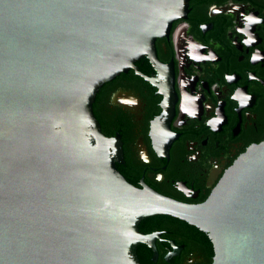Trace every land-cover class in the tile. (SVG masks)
<instances>
[{
	"label": "water",
	"instance_id": "obj_1",
	"mask_svg": "<svg viewBox=\"0 0 264 264\" xmlns=\"http://www.w3.org/2000/svg\"><path fill=\"white\" fill-rule=\"evenodd\" d=\"M188 1L0 0V264H140L156 215L204 233L211 264H264V141L187 205L130 184L93 113L105 83L156 61Z\"/></svg>",
	"mask_w": 264,
	"mask_h": 264
},
{
	"label": "flooded vegetation",
	"instance_id": "obj_2",
	"mask_svg": "<svg viewBox=\"0 0 264 264\" xmlns=\"http://www.w3.org/2000/svg\"><path fill=\"white\" fill-rule=\"evenodd\" d=\"M154 50L156 61L143 56L98 90L93 113L119 136L116 168L130 184L197 205L264 141V0H189ZM138 231L155 249L139 244L140 264L212 263L209 240L168 217Z\"/></svg>",
	"mask_w": 264,
	"mask_h": 264
},
{
	"label": "trees",
	"instance_id": "obj_3",
	"mask_svg": "<svg viewBox=\"0 0 264 264\" xmlns=\"http://www.w3.org/2000/svg\"><path fill=\"white\" fill-rule=\"evenodd\" d=\"M101 132H103V131H101ZM117 170H118V168H117ZM156 216H162V215H156ZM165 217H168V219H169L170 221H172V222L180 223V224L183 225L187 230H190V231H192V232H194V233H196V234H201V235H203L204 237L207 238V236H206L204 233L200 232V231L197 230L195 227L190 226V225L186 224L185 222L180 221V220H178V219H175V218H172V217H169V216H165ZM207 239H208V238H207ZM208 240H209V239H208ZM209 242H210V241H209ZM140 252L143 253V254H145V250H142V249H137L136 254L139 255ZM146 255L149 256V255H150V252H149V251H146Z\"/></svg>",
	"mask_w": 264,
	"mask_h": 264
}]
</instances>
